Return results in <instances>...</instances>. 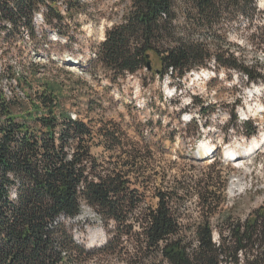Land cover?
I'll list each match as a JSON object with an SVG mask.
<instances>
[{
  "label": "trees",
  "instance_id": "1",
  "mask_svg": "<svg viewBox=\"0 0 264 264\" xmlns=\"http://www.w3.org/2000/svg\"><path fill=\"white\" fill-rule=\"evenodd\" d=\"M41 2L0 0V23L11 25L9 33L26 26L34 34L32 14ZM127 8L91 61L113 84L143 71L183 80L213 64L241 74L247 85H264V66L236 53L227 37L241 19L254 22L257 0H128ZM47 11L46 20L61 27V14ZM57 108L46 89L7 98L0 88V264H87L109 256L125 264H264V205L245 221L233 218L223 210L224 187L210 174L193 186L177 181L158 192L157 207H147L131 188V173L142 168L139 151L100 128L107 151L123 161L121 169L105 168L92 152L93 128ZM207 110L201 103L200 115ZM191 124L200 127L196 118ZM238 129L249 138L257 132L250 121ZM193 198L201 214L189 234L179 201ZM84 207L105 223L109 236L99 249L77 243L62 221Z\"/></svg>",
  "mask_w": 264,
  "mask_h": 264
},
{
  "label": "rangeland",
  "instance_id": "2",
  "mask_svg": "<svg viewBox=\"0 0 264 264\" xmlns=\"http://www.w3.org/2000/svg\"><path fill=\"white\" fill-rule=\"evenodd\" d=\"M47 1L64 19L61 27L47 20L38 25L44 30L43 39L30 37L32 33L26 26L19 27L15 34L17 31L9 33L13 30L8 22L0 23V88L5 97L12 93L25 98L26 94L45 89L52 92L61 116L76 117L96 132L92 152L105 168L121 169L123 161L107 151L102 142L105 139L98 130L118 132L126 149L136 148L140 153L142 168L131 173V188L138 190L139 198L147 207H157L158 192L173 188L177 181L193 186L210 174L218 176L215 182L218 188L224 187L223 210L233 218L245 221L264 205L263 84L247 85L241 74L233 70L218 72L213 64L190 72L183 80L167 77L162 81L159 75L143 71L128 75L117 84L90 62L85 70L84 67L76 70L66 56L77 58L83 53L89 57L93 49L99 52L107 31L122 21L128 0L75 3L65 0L68 9L72 4L68 12L58 7L61 0ZM257 7L259 13L254 22L241 19L230 26L227 37L228 42L240 48L236 53L264 66V0H257ZM58 29L60 38L46 47V41ZM249 89L255 92L253 96L248 93ZM201 103L208 109L204 116L200 115ZM192 118L197 119L199 129L189 125ZM246 121L257 128L250 138L238 129ZM254 140L262 141L257 149L251 150L249 157L238 161L228 159L226 152L234 147L250 149ZM202 142L211 149L204 159L196 156ZM179 202L183 223L190 234L201 214L198 200ZM62 221L71 226L74 240L88 249H99L108 239L104 221L91 208L75 220ZM213 227V240L219 243L217 219L213 220ZM118 258L99 257L87 264H125Z\"/></svg>",
  "mask_w": 264,
  "mask_h": 264
},
{
  "label": "bare ground",
  "instance_id": "3",
  "mask_svg": "<svg viewBox=\"0 0 264 264\" xmlns=\"http://www.w3.org/2000/svg\"><path fill=\"white\" fill-rule=\"evenodd\" d=\"M72 1H76V2L79 1L80 2L81 0H72ZM64 2H65V0H61V2H59V4H58V7L60 6V9L61 10L64 8L63 10L65 12H68L69 11L68 4H67V2H65L66 3V6H65ZM41 3H43V4H41ZM41 3L37 7L38 9L37 10H34V12H33L36 15V17L34 18L35 21H33V24L36 23L37 26L40 25V24H44L45 23L46 18H44V15L46 17V14L48 13V11H47L48 10V7L51 6V5H53L52 3H49L48 1H47V3H45V0H43V2H41ZM54 9L56 10V8H54ZM60 9H59V11H60ZM64 11L62 13H64ZM39 28L40 27L38 26V30H37L36 27H35V24H34V30H33L34 34H31L30 37H37L39 39H43L44 36H45L44 35V30L39 29ZM20 34H22V33H20ZM59 35H61V33H58L56 31L53 34V38H49V39L47 38L48 41H46L45 46L46 47H49L52 44V41H57L60 38ZM65 38H63L64 41L65 42L68 41V38H66V39ZM97 54H98L97 50H94L93 49L92 52L89 54V57L86 56V55H84L83 53L78 54L79 56L77 58H75L74 55L66 56V57L69 59V62H71L72 64H74L71 67L77 70V69H81L83 67L85 68L88 65V62L91 63L92 60H95L97 58V56H98ZM85 56L87 57V61L85 60ZM249 93H250V95L253 96V94L255 92L253 90L249 89ZM6 96L8 98H10L13 95L11 93V94H6ZM257 112L260 113L261 110H257ZM72 118H73V116H72ZM73 119H76V117H74ZM261 141L262 140H260V141L254 140L251 143L250 147H249L250 149H245L244 148L243 150L242 149L239 150V149H237L238 147L232 148L230 151L226 152V154L228 155V159L229 160L238 161L239 158L249 157L251 155V150H254L255 148L257 149L259 147V145L261 144ZM199 149H200V151L199 150L197 151L196 156H197V158H200V159H204L206 156H208L209 151L211 150L208 146L205 145L204 142H202L200 144ZM234 188H235V186H233V189ZM233 189H232V191H233ZM85 211H90V208L89 207H84L83 212H85Z\"/></svg>",
  "mask_w": 264,
  "mask_h": 264
},
{
  "label": "built area",
  "instance_id": "4",
  "mask_svg": "<svg viewBox=\"0 0 264 264\" xmlns=\"http://www.w3.org/2000/svg\"><path fill=\"white\" fill-rule=\"evenodd\" d=\"M82 213V212H81Z\"/></svg>",
  "mask_w": 264,
  "mask_h": 264
}]
</instances>
